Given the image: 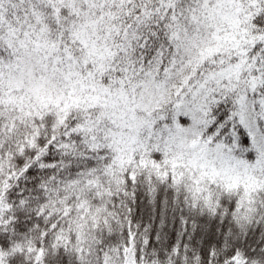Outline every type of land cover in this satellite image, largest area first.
Segmentation results:
<instances>
[{"label": "snow or ice", "instance_id": "obj_1", "mask_svg": "<svg viewBox=\"0 0 264 264\" xmlns=\"http://www.w3.org/2000/svg\"><path fill=\"white\" fill-rule=\"evenodd\" d=\"M0 264H264V0H0Z\"/></svg>", "mask_w": 264, "mask_h": 264}]
</instances>
